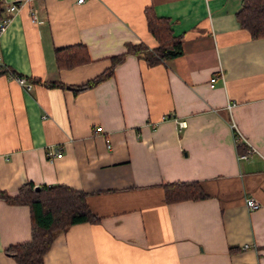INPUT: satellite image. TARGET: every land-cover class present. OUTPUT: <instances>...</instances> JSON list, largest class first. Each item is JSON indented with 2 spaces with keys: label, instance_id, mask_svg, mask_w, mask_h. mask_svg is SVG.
I'll use <instances>...</instances> for the list:
<instances>
[{
  "label": "crops",
  "instance_id": "obj_1",
  "mask_svg": "<svg viewBox=\"0 0 264 264\" xmlns=\"http://www.w3.org/2000/svg\"><path fill=\"white\" fill-rule=\"evenodd\" d=\"M8 2L19 8L0 35V191L63 185L100 218L57 233L44 264H264V37L237 22L241 0ZM146 8L182 54L154 65L127 54L78 90L127 44L157 46ZM75 44L90 61L58 68L54 51ZM50 145L63 154L53 163ZM190 181L207 197L165 201L164 184ZM29 238L28 206L0 199V264Z\"/></svg>",
  "mask_w": 264,
  "mask_h": 264
},
{
  "label": "trees",
  "instance_id": "obj_2",
  "mask_svg": "<svg viewBox=\"0 0 264 264\" xmlns=\"http://www.w3.org/2000/svg\"><path fill=\"white\" fill-rule=\"evenodd\" d=\"M3 12V0H0V18ZM147 30L156 39L157 46L149 48L140 44H127L126 51L109 58V67L77 87L84 90L94 87L113 75L114 68L127 54H133L154 65L182 54V37L172 33L167 18L155 16L149 8L145 9ZM236 20L246 29L251 38L264 37V0H241L236 12ZM55 63L60 69H70L90 61L86 48L80 44L67 46L54 51ZM0 69V74L5 73ZM14 73V72H12ZM38 82V80H33ZM49 87L60 86L53 82ZM167 203L184 200H199L207 197L200 184L195 181L171 182L163 185ZM0 199L10 204L26 205L30 213V238L26 242L10 245L5 254L16 264H44V255L51 246L57 233L79 223L96 224L100 218L93 214L85 201L83 192L63 185L34 188L30 183L22 185L13 196L0 191Z\"/></svg>",
  "mask_w": 264,
  "mask_h": 264
},
{
  "label": "built area",
  "instance_id": "obj_3",
  "mask_svg": "<svg viewBox=\"0 0 264 264\" xmlns=\"http://www.w3.org/2000/svg\"><path fill=\"white\" fill-rule=\"evenodd\" d=\"M89 0H76L77 4H84ZM19 4L16 2H8V3H3V12H2V16L0 18V35L5 31V29L7 28V26L9 25L12 15L18 10ZM221 74V72H220ZM11 76L16 77L17 80L21 83V84H25L27 89H30L31 84L25 82V80L23 78H20L19 76H15L14 74H11ZM216 76H211L209 79V86L210 88H213L216 82ZM177 126L179 129L186 127V121L181 120V121H177ZM231 127L235 130L236 134L234 136V140L235 142H238L240 140L244 141L242 135L238 132L236 126L234 123L231 124ZM97 132H101V127H97L96 128ZM108 142V141H107ZM109 146V145H108ZM254 148L249 146L246 151L242 154H239L238 158L239 159H248L249 156L253 153ZM46 155H47V159L49 161V163H53L55 160L60 159L63 157L62 151L59 147L50 145L47 147L46 149ZM245 206L249 209V210H255L259 207L258 202L252 198H246L245 199Z\"/></svg>",
  "mask_w": 264,
  "mask_h": 264
}]
</instances>
